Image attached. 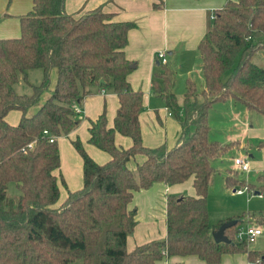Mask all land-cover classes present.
<instances>
[{
	"label": "trees",
	"instance_id": "16d2710c",
	"mask_svg": "<svg viewBox=\"0 0 264 264\" xmlns=\"http://www.w3.org/2000/svg\"><path fill=\"white\" fill-rule=\"evenodd\" d=\"M65 4L66 0H33L32 10L21 17V35L0 39V264H157L191 255L217 264L225 254L235 253L264 262L263 254L235 239L246 213L212 224L208 205L218 171L214 160L239 144L210 139L213 105L233 98L264 114V67L253 61L264 50V0L227 1L214 12L216 18L199 44L204 89L188 79L180 101L176 70L160 62L152 92L181 124L171 147H148L143 142L144 93L129 81L136 64L125 53L129 31L137 23L115 21L114 14L102 7L71 15ZM32 69L42 70L41 83L32 85V94L19 93L17 84L22 79L28 82ZM53 69L56 85L41 103L43 93L50 90ZM97 89L116 93L120 101L113 126L103 111L89 127V142L111 159L97 162L82 140L74 139L83 158L84 185L69 190L58 205V139L81 124L74 104L80 105ZM12 110L22 112L17 125L7 120ZM117 133L131 137L132 146H119ZM31 142L34 146L28 148ZM138 155L145 159L132 169L129 163ZM233 172L230 169L225 177L228 187L242 184L264 194V183H246ZM191 178L195 196L167 197V236L130 250L128 238L138 225L137 207L132 205L135 193L156 183L174 185ZM233 219L237 224L226 230L231 242H216L213 231Z\"/></svg>",
	"mask_w": 264,
	"mask_h": 264
},
{
	"label": "crops",
	"instance_id": "0c3cea01",
	"mask_svg": "<svg viewBox=\"0 0 264 264\" xmlns=\"http://www.w3.org/2000/svg\"><path fill=\"white\" fill-rule=\"evenodd\" d=\"M227 1L66 0V12L71 15L78 16L102 7L105 12L114 14L115 21L137 23V27L129 31L125 53L126 57L136 64L135 69L128 77L129 81L135 90H142L144 93V109L140 114V124L143 142L146 146L157 147L167 144L171 147L177 142L181 132L179 120L171 113L165 102L152 92L153 79L156 71L159 70L160 62H162L158 53L166 52L168 63L176 70L177 80L181 75H184L185 82L192 79L196 83L197 80L193 78L194 73H197L199 79L203 76L199 44L208 32L212 22V13L223 8ZM32 8L33 0H0V39L19 37L21 35V17L29 13ZM37 74L42 77L43 72ZM202 80L204 85V76ZM56 82L57 70L53 69L50 90L43 93L41 103L50 96ZM80 106L82 108L81 124L69 135L61 136L58 139L61 169L64 173L62 175L66 186L70 187L69 190L72 191L78 190L84 185L83 158L72 141L79 137L88 153L97 162H108L111 159L110 154L89 142L90 121L97 119L103 111H106L108 124L113 126L120 101L116 93L97 89L93 94L85 97ZM38 108V105L32 107L29 114H34ZM21 118L22 112L19 110H12L7 116V120L13 125H17ZM210 124V139L221 143L238 141L239 144L234 151V161L242 155L247 156L250 171H244L248 174L245 179L246 183L256 185L264 183V146L259 147V144L264 141V114L248 109L233 98H228L213 105L210 110ZM116 143L121 147L129 148L132 146L133 140L129 136L117 133ZM222 157L219 158L223 161ZM144 159V155H138L129 163V166L135 169L137 163L143 162ZM227 167L229 174L230 169H234L232 168L234 165L227 164ZM216 168L219 170L218 166ZM249 178L256 179L257 182L252 183ZM212 182L213 178L211 184ZM239 187L242 186L234 187V192ZM250 193L257 196L248 201L250 208L248 212H244L246 216L241 225L245 227L248 223H256L264 227V194L257 191H248L247 194ZM67 194L61 192L58 205L65 200ZM170 194L195 196L193 178L174 185L156 183L149 189L135 193L132 205L137 207L138 225L134 234L128 238L130 250L139 244L167 236V197ZM244 194L236 193V195ZM253 207H259V212H254L255 210L251 212ZM227 218H221V220ZM250 248L264 255V232ZM176 262L209 264L193 255L165 258L157 264H174ZM217 264H264V262L251 261L247 253H235L225 254Z\"/></svg>",
	"mask_w": 264,
	"mask_h": 264
},
{
	"label": "rangeland",
	"instance_id": "374dc122",
	"mask_svg": "<svg viewBox=\"0 0 264 264\" xmlns=\"http://www.w3.org/2000/svg\"><path fill=\"white\" fill-rule=\"evenodd\" d=\"M253 61L260 66L264 67V50L257 52L254 57ZM41 69H34L29 71V81L26 82L23 79L20 80L19 84H17L16 88L19 93L22 94H32L33 93V87L32 85H38L42 81L41 75L37 73H41ZM230 72H227L225 74V78L228 77ZM197 73H194L193 78L197 83V86L200 90H202L205 86L203 85V76L201 79L196 75ZM186 77L184 75H181V77L177 80V85L175 92L177 93L179 99H183L184 93L186 91ZM203 86V87H202ZM214 138V136H212ZM212 140V139H211ZM237 149V147H234L232 150L225 153L222 157L224 159L223 161L220 160L221 158H218L219 160L214 161L216 166H218V171L213 176V182L210 186V191L208 195V205H209V211H210V221L212 223L219 222L221 218H227V217H233V216H239L242 215L244 212H248V201L252 197H256L257 195H254L253 193L247 194L246 192L244 195H236L234 192V188L227 187L225 185V176L228 174V165H234V175L237 176L239 179H246L247 173L242 171L239 166L235 164L234 157L235 153L234 151ZM229 160V162H228ZM230 168V167H229ZM57 173L59 174L60 178V186H61V192L62 194L68 193V190L70 187L66 186L65 180L63 183L64 173L62 169L60 168ZM63 174V175H62ZM253 174L251 177L253 178ZM250 179V178H249ZM252 183H256V179H250ZM242 186V184L238 185ZM249 195V196H248ZM255 210V211H254ZM259 212V207H253V210L251 212ZM223 220V219H222ZM254 224V223H252ZM255 225H257L255 223ZM243 225H240L242 227ZM254 243H252L250 246H253ZM78 262L72 263V264H78Z\"/></svg>",
	"mask_w": 264,
	"mask_h": 264
},
{
	"label": "built area",
	"instance_id": "2783aa9c",
	"mask_svg": "<svg viewBox=\"0 0 264 264\" xmlns=\"http://www.w3.org/2000/svg\"><path fill=\"white\" fill-rule=\"evenodd\" d=\"M228 1H235V0H228ZM215 18H216V14L212 13L211 19L214 20ZM158 56L162 60L163 63H167L168 62L167 54H166L165 51H160L158 53ZM74 109H75L76 113L82 114V108H81V106L79 104H74ZM44 134L49 135L47 130L44 131ZM50 140L54 141V137L51 136ZM33 146H34V142H31V143L28 144L27 147L28 148H33ZM235 164L237 166H239V168L242 171H247V172L250 171V164H249V161L247 160V156H245V155L237 157L235 159ZM248 191H250L248 186H242V187H239V188L235 189V193H237V194H244V193H246ZM250 230H251V232H250ZM257 231H259V235H255V233ZM263 232H264V227L263 226L255 225V224H251V223L249 224L248 223L245 227L238 228L236 236H235V239L238 242H246L248 244V246L250 247V245L252 243H254L257 240V238L260 235H262ZM258 262H261V259H259Z\"/></svg>",
	"mask_w": 264,
	"mask_h": 264
},
{
	"label": "water",
	"instance_id": "95a60500",
	"mask_svg": "<svg viewBox=\"0 0 264 264\" xmlns=\"http://www.w3.org/2000/svg\"><path fill=\"white\" fill-rule=\"evenodd\" d=\"M104 79L101 80V83H104ZM258 192V191H257ZM237 220L233 219V220H229V221H225L218 230L213 231V237L214 240L218 243H230L231 239L229 238V236L226 234V230L227 228L231 227V226H235L237 224Z\"/></svg>",
	"mask_w": 264,
	"mask_h": 264
},
{
	"label": "clouds",
	"instance_id": "9594fccd",
	"mask_svg": "<svg viewBox=\"0 0 264 264\" xmlns=\"http://www.w3.org/2000/svg\"><path fill=\"white\" fill-rule=\"evenodd\" d=\"M250 232H251V230H250ZM255 235H259V231H257V232L255 233Z\"/></svg>",
	"mask_w": 264,
	"mask_h": 264
}]
</instances>
